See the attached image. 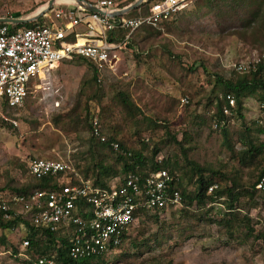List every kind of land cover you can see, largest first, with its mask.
I'll return each instance as SVG.
<instances>
[{"label":"rangeland","instance_id":"1","mask_svg":"<svg viewBox=\"0 0 264 264\" xmlns=\"http://www.w3.org/2000/svg\"><path fill=\"white\" fill-rule=\"evenodd\" d=\"M45 1L0 0V16L15 11L29 15ZM198 1L192 0L159 33L143 27L123 33L128 43L114 49L111 66L98 72L102 95L99 103L89 99L91 90L83 83L89 77L88 65L74 58L62 60L51 69L49 82L44 81L43 89L32 86L21 106L0 110V188L7 191L5 185L10 182L27 183L26 164L33 156L72 163L77 159L82 167L86 164L91 167L92 161L86 163L85 157H78L87 147L89 133L81 125L65 126L62 118L58 124L54 123L56 115L67 114L74 108L83 115L85 105L94 108L105 136L113 126H120L118 137L136 147L138 140L144 139L151 149L162 137V129H142L135 134L133 121L113 99L119 89L130 93L145 115L169 121L170 131L178 139L183 132L190 136L189 143L186 139V145H190L187 158L218 168L241 182L251 180L259 168L240 164L221 133L211 129L207 106L210 100L215 101L220 89L213 85L212 74L229 78L235 66L248 65L257 59L261 48L258 43L245 42L238 34L226 30V24L220 25L213 10L200 6ZM143 10L141 5L136 12ZM243 104L247 123L261 114L259 102L253 96L244 98ZM241 123L234 115L228 118L227 140L235 151L240 147L237 132ZM258 140L263 141L264 135H259ZM167 157L177 161L178 171L188 168L184 155L173 143L160 144L155 160ZM183 183L188 190L193 188L185 178ZM255 196L256 204L249 213L255 232H259L264 226V197ZM249 200L240 196L243 209ZM220 208L223 207L216 202L212 209H206V216L213 222L196 218L194 214L204 210H196L194 204L189 211L179 204L166 208L157 220L137 215L128 231L130 239L109 254L105 264H151L154 260L159 264H264V240L226 235L224 227L217 223ZM189 231L192 235L188 237ZM23 235L21 228L13 231L0 228V264H32L31 254L21 245Z\"/></svg>","mask_w":264,"mask_h":264},{"label":"trees","instance_id":"2","mask_svg":"<svg viewBox=\"0 0 264 264\" xmlns=\"http://www.w3.org/2000/svg\"><path fill=\"white\" fill-rule=\"evenodd\" d=\"M154 1L156 0H146L141 4L144 8L142 12H136V10L141 7L140 5L125 16L131 17L138 13L146 14L149 6ZM197 3L200 6H206L213 10L216 17L220 19V25L221 23L226 24V30L238 34V37L245 42L250 41L258 43L261 48L260 52L262 53L264 49V0H200ZM182 11L183 9L172 12L168 16H161L160 21L156 25L143 24L140 27H143L147 31L159 33L163 26L165 27L170 20L176 18ZM35 25H41V22L37 23L31 21L9 27L10 29H14L21 26L32 27ZM124 32H126L124 29L117 27L106 31V38L109 42H123L125 41L123 38ZM127 43L128 42H126V44ZM78 58L82 59L90 70L89 77L83 81L84 86L91 90L89 99H95L96 103H99L102 96L100 95L101 87L98 82L99 70L92 61L82 57ZM194 65L196 66L197 64L194 63ZM193 70L194 67L191 66L190 71ZM212 76L213 85L219 86L220 89L214 96L215 101L210 100L207 106V113L210 114L209 120L212 123L211 129L221 133L225 142L228 143V147L233 155L237 156L241 165L251 164L259 168L258 173L248 182H241L234 176L229 177L226 172L218 168H213L211 165H202L187 158L186 151L190 149V145H186V139L188 138L189 143L190 136L187 135L186 132H183L182 137L178 139L176 133L170 131L169 121L157 118L156 116L145 115L142 109L132 100L130 93L121 89L115 91L113 99L124 111L126 117L133 121L135 125V134L139 133L142 129H162V137L158 143L152 144L151 149H149V142L144 139L138 140L139 144L138 147H136L128 144L123 138L118 137L117 134L119 133L120 126H113L108 132V135L105 136L101 129L100 120L94 112V108L88 105L84 106L83 115L76 113L78 111L74 108L67 114L56 115L54 123L58 124L59 120L62 118L65 126L81 125L83 130L89 133L87 147L78 154V157L83 156L85 157L86 163L90 160L93 164L91 167L88 166V164L82 167L80 162L76 159V162L73 161V165L77 172L83 177L93 179L95 185L105 186L107 181L110 180V177H114L118 174L121 176L131 172L137 173L144 178L151 172H155L159 169H166L171 176L168 189L171 193L174 191L179 193L180 207L185 205L188 207L189 211V208L194 204L196 210H204L200 212L201 214H194L195 216L197 215L196 218L199 220L202 219V221L205 222H213L215 220L211 219V217L208 218V215L206 216V214H208V210L206 209H212V205H215L216 202L220 203L223 208H220L218 211L221 218L217 220V223L224 227L223 230L226 235L234 237V239L240 235L245 239L252 236L255 239L259 238L264 240V226L261 231L255 232L251 221V214L249 213V209L256 204L255 194H258L260 198L264 197V187L262 189L255 188V184L264 172V140H258L259 135H264V115H262L264 111V70L262 69L260 61L253 60L244 67L235 68L229 78H224L217 73H213ZM228 95L232 96L234 101L233 105L229 104ZM248 96H253L259 102L258 108L261 113L249 123L246 122L242 113L244 107L243 99ZM185 100L187 101V99ZM6 108L13 109L8 107L6 103H3L2 109ZM224 109H227L228 113H225ZM233 115L242 122V126L237 132V140L240 144L237 151L233 149V146L229 144L227 140L229 136L227 128L228 118ZM94 118L97 119L98 135L93 133L92 122ZM220 123L221 126H214ZM100 137H104V139L101 140ZM165 143H173L180 149L186 159L185 166L188 168L183 169L182 172L178 171L180 166L177 161L174 159L171 160L168 157L155 160V156L160 149V144ZM262 163L263 165H261ZM60 175V172L42 177H35L28 174L29 179L27 183L14 184L10 182V184L5 185V187L9 189L7 188V191L5 190L3 192L6 193V197H9L10 194L26 196L36 189H54L58 186ZM214 176H217L224 184H220L219 180L214 179ZM184 178L188 184L193 185L192 189L188 190L186 186H184ZM228 181L229 184H226ZM212 184H216V187L208 191V187ZM0 189L3 190L6 188ZM240 196H247L250 199L245 209H243L239 202ZM8 202L10 205L9 212H11L12 215L11 218H4L2 214H0V228L2 230L8 229L13 231L17 226L23 224L26 227L25 237L28 239V245L25 249L29 251L33 259L35 255L43 256L54 254L56 264L106 263L109 256L104 257L102 255L86 257L80 261H75L68 253L70 244L66 238L59 237L57 232L35 227L25 215L14 214L13 211L17 207V204L11 201ZM175 206L174 204H169L166 208ZM166 208L161 210H146L138 207L136 216L141 214L144 217H151L157 220V216ZM128 231H123L121 233V242L118 244L116 250L121 248L126 240L130 239ZM234 231H237V234ZM191 235L192 232L189 231L188 237ZM133 245L137 246L138 242L134 241ZM151 264L159 263L154 260Z\"/></svg>","mask_w":264,"mask_h":264},{"label":"built area","instance_id":"3","mask_svg":"<svg viewBox=\"0 0 264 264\" xmlns=\"http://www.w3.org/2000/svg\"><path fill=\"white\" fill-rule=\"evenodd\" d=\"M191 1L156 0L146 14L112 18L106 12L112 8L113 1L97 0L96 7L103 14L83 8L56 9V18H67L60 25L41 24L10 29L6 23H1L0 104L6 103L11 108L21 106L31 87L43 89L50 70L62 60L82 57L95 63L98 70L110 67L112 51L121 47L127 35L123 42H109L105 33L107 30L119 27L129 33L143 24L156 25L161 16L180 11ZM77 25H82L86 32H76L74 27ZM81 36L91 38H84L85 42L79 43ZM255 60L260 61L264 70V49ZM244 66L238 64L235 67ZM227 97L229 104L233 105L232 96ZM224 112L228 113V110L224 109ZM92 123L93 133L98 135L97 119L94 118ZM214 126H221V123ZM27 171L35 177L60 172L58 186L36 189L26 196L10 194L6 197V193L0 191V214L11 218L8 201L17 204L14 214L25 215L35 227L57 232L59 237L66 238L70 244L68 253L75 261L91 256H110L121 242V233L128 231L135 220L138 207L161 210L169 204L180 203L179 193H171L168 189L171 176L166 169L151 172L144 178L129 172L111 178L105 186L95 185L93 179L83 177L70 160L33 156L27 160ZM214 187L216 184L210 185L208 191ZM263 187L264 172L255 184L257 189ZM19 227L25 226L20 224ZM24 235L21 245L27 247L28 239ZM32 264H56L55 255H35Z\"/></svg>","mask_w":264,"mask_h":264},{"label":"crops","instance_id":"4","mask_svg":"<svg viewBox=\"0 0 264 264\" xmlns=\"http://www.w3.org/2000/svg\"><path fill=\"white\" fill-rule=\"evenodd\" d=\"M113 1V5H112V8L109 9V11L106 12V14L109 16V17H119L121 15H126L128 14L129 12H131L132 10H134L135 8H138L143 2H145L146 0H143L139 5H137L136 7H134L133 9L129 10L128 12L126 13H122V14H113L114 12H117L120 8H123L125 6H127L128 4L134 2L135 0H121V2H118V1ZM49 0H46L45 2L42 3V6H44L43 8H45V6L48 4ZM96 2L97 0H80V2H78L77 0H53L50 7L43 11L42 13L41 10L43 9H40L38 10L40 7H37L32 13H30L29 15H20L21 13L19 12H11L10 14H8L7 16H0V17H11V18H32L31 21H35L37 23L41 22V24H51V25H60L62 24L64 21L67 20V18L65 17H62V18H56L54 16V11L58 8H61L62 10L64 11H67V10H77L78 8H83L85 9L86 11H92L89 9L90 5L92 6H95L96 7ZM139 9V8H138ZM40 13L39 16L36 17V14ZM29 21V22H31ZM6 23V22H5ZM1 24V23H0ZM8 26H14V25H20V24H12V23H6ZM22 27V26H21ZM141 28V27H140ZM139 29V28H137ZM74 30L80 34H84L86 31H85V28L82 26V25H77L74 27ZM108 31V30H107ZM106 33V32H105ZM84 36V35H83ZM73 35L70 37L72 38ZM82 37V36H81ZM84 38H91V37H88V36H85L83 37ZM78 58V57H77ZM74 59V58H73ZM107 68L104 67L103 69ZM101 69V70H103ZM99 70V71H101ZM3 104V103H2ZM2 104H0V110H2ZM6 109H9V108H6ZM44 158V157H43ZM46 159H49V158H46ZM73 164V163H72ZM26 168H27V164H26ZM27 170V169H26ZM28 172V171H27ZM29 174V173H28ZM0 191H5V190H1ZM18 228H21L24 232V234H26V227H19ZM25 236V235H24ZM32 259L33 258H30L31 262H32Z\"/></svg>","mask_w":264,"mask_h":264},{"label":"water","instance_id":"5","mask_svg":"<svg viewBox=\"0 0 264 264\" xmlns=\"http://www.w3.org/2000/svg\"><path fill=\"white\" fill-rule=\"evenodd\" d=\"M53 0H49L48 4L45 6V8H43L41 10L40 13H42L43 11L47 10ZM78 2H80V0H77ZM143 0H135L134 2L128 4L127 6L120 8L117 12H114L113 14H122V13H126L129 10L133 9L134 7H136L137 5H139ZM90 10L92 11H96L100 14H103L104 12H102V10L98 9L95 6L90 5L89 7ZM40 13L36 14V17L40 15ZM32 18H11V17H0V23H12V24H24L27 23L29 21H31Z\"/></svg>","mask_w":264,"mask_h":264},{"label":"bare ground","instance_id":"6","mask_svg":"<svg viewBox=\"0 0 264 264\" xmlns=\"http://www.w3.org/2000/svg\"><path fill=\"white\" fill-rule=\"evenodd\" d=\"M97 27V26H96ZM98 28V27H97ZM78 41H79V43H82V42H85V39H83V37H79L78 38Z\"/></svg>","mask_w":264,"mask_h":264}]
</instances>
